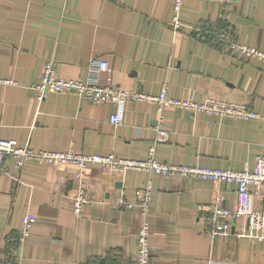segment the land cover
Returning a JSON list of instances; mask_svg holds the SVG:
<instances>
[{
    "label": "crops",
    "instance_id": "0c3cea01",
    "mask_svg": "<svg viewBox=\"0 0 264 264\" xmlns=\"http://www.w3.org/2000/svg\"><path fill=\"white\" fill-rule=\"evenodd\" d=\"M172 0H0V139L20 145L141 159L158 128L169 138L156 144L158 159L213 168H253L264 154V118L249 120L208 115L194 119L181 108L163 110L146 100L123 108L94 104L74 93L48 92L38 100L33 84L53 61L65 78L97 77L129 92L157 94L168 82L171 97L240 102L264 113V63L240 51L225 52L196 38L191 25L223 19L236 39L264 51V0H185L184 24L173 30ZM109 69L93 73L92 60ZM120 111L121 122L110 116ZM0 173V259L10 262L9 247L26 210L36 213L30 236L21 244L20 264H133L141 213L118 208L123 191L136 203L137 189L149 173H105L87 168L84 180L96 202L80 215L72 209L77 180L74 164L28 161L18 169L10 158ZM150 264H264V240L232 232L211 238L204 229L214 195L233 206L237 185L183 174L152 175ZM262 208L264 200L256 197Z\"/></svg>",
    "mask_w": 264,
    "mask_h": 264
},
{
    "label": "built area",
    "instance_id": "2783aa9c",
    "mask_svg": "<svg viewBox=\"0 0 264 264\" xmlns=\"http://www.w3.org/2000/svg\"><path fill=\"white\" fill-rule=\"evenodd\" d=\"M227 4L231 0H211ZM185 0H172L173 14L169 21L173 30H179L184 22L180 17V10ZM193 35L209 45L216 46L225 52L240 51L249 56H255L264 63V51L256 46L241 43L236 39L235 29L228 23H196L191 25ZM93 73L109 69V63L103 59L92 60ZM0 82L10 83L14 80L1 78ZM38 100H43L48 92L74 93L83 101L94 104L115 103L120 108L133 100H146L157 105L159 117L166 108L178 107L183 109L194 119L200 112L208 115L231 117L249 120L252 118H264V113L249 108L240 102H230L216 98H207L204 101L171 97L168 92V82H163L157 94H148L141 91L129 92L110 84H102L94 75L88 78H65L60 76L53 61H47L43 68L41 78L33 84ZM110 122H121L120 111L110 116ZM169 138V132L158 128L154 143L148 148L147 155L141 159L119 157L114 154L80 153L72 148L60 150H48L20 145L14 138L0 139V173L7 172L6 161L8 158L14 161L15 166L21 169L28 161H37L56 166L74 164L77 168L71 172L69 178L77 180V188L72 198V209L76 215H80L86 204L96 202L89 194L84 176L91 165H99L105 173H122L128 170H145L149 173L147 182L137 189L136 203L129 202L123 191L117 200L110 201L118 208H127L136 205L141 213V225L138 232L139 248L133 264H150V201L152 196V175L183 174L187 176H200L212 179L218 183L234 182L237 185L236 197L233 206L225 204L220 193L214 195L210 212L204 218V229L211 238L229 234L232 230V222L242 219L243 225L240 236L255 237L264 240V205L257 208L256 197L264 200V154L258 155L253 168H213L202 167L198 164L172 163L158 159L155 155L156 144ZM37 221V215L31 210H26L22 218L19 233L9 247L10 262L0 259V264H20L21 244L30 236L33 225ZM225 264H239L232 261Z\"/></svg>",
    "mask_w": 264,
    "mask_h": 264
},
{
    "label": "trees",
    "instance_id": "16d2710c",
    "mask_svg": "<svg viewBox=\"0 0 264 264\" xmlns=\"http://www.w3.org/2000/svg\"><path fill=\"white\" fill-rule=\"evenodd\" d=\"M218 23L224 24L226 22L223 19H221Z\"/></svg>",
    "mask_w": 264,
    "mask_h": 264
}]
</instances>
